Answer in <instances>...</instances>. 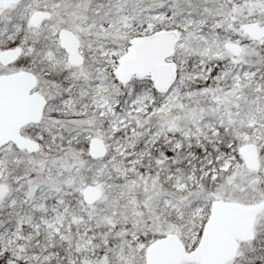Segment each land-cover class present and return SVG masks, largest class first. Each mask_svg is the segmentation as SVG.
<instances>
[{"label": "snow or ice", "instance_id": "obj_1", "mask_svg": "<svg viewBox=\"0 0 264 264\" xmlns=\"http://www.w3.org/2000/svg\"><path fill=\"white\" fill-rule=\"evenodd\" d=\"M0 264H264V0H0Z\"/></svg>", "mask_w": 264, "mask_h": 264}]
</instances>
